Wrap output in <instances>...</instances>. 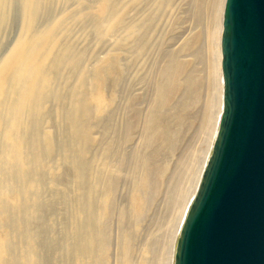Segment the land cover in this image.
<instances>
[{
	"label": "bare ground",
	"instance_id": "obj_1",
	"mask_svg": "<svg viewBox=\"0 0 264 264\" xmlns=\"http://www.w3.org/2000/svg\"><path fill=\"white\" fill-rule=\"evenodd\" d=\"M14 1L0 0V38ZM68 1L18 0L20 32L0 55V264H49L51 253L60 254L63 264H174L177 239L223 111L220 43L225 0H213L208 36L215 49L205 118L210 134L200 165H191L193 187L168 204L177 212L170 242L166 239L168 252L166 246L154 249L159 239L154 236L137 243L136 233L165 184L170 157L187 129L188 108L195 105L197 81L178 58V52L193 48L191 38L179 50L164 51L160 69H143L147 51L155 46L158 14L174 0H89L91 7L85 4L78 11L54 15L58 4ZM77 23L100 44L123 29L118 44L129 53L131 68L122 69L119 57L107 55L85 70L94 50L78 51L67 42L70 26ZM138 85L145 93L135 89ZM59 157L70 164L60 180L63 185L72 180L76 193L71 197L63 191L58 204L47 205L44 195L56 175L48 164ZM126 172L133 176L132 191L127 188L131 192L125 203L115 204ZM172 177L167 178L169 187ZM57 205L73 213L61 237L51 241L47 222L59 215ZM138 249L143 257L136 255Z\"/></svg>",
	"mask_w": 264,
	"mask_h": 264
},
{
	"label": "water",
	"instance_id": "obj_2",
	"mask_svg": "<svg viewBox=\"0 0 264 264\" xmlns=\"http://www.w3.org/2000/svg\"><path fill=\"white\" fill-rule=\"evenodd\" d=\"M220 48L223 111L174 264H264V0H225Z\"/></svg>",
	"mask_w": 264,
	"mask_h": 264
},
{
	"label": "rangeland",
	"instance_id": "obj_3",
	"mask_svg": "<svg viewBox=\"0 0 264 264\" xmlns=\"http://www.w3.org/2000/svg\"><path fill=\"white\" fill-rule=\"evenodd\" d=\"M85 4L86 6L91 7L89 0H86V1L85 0H69L68 2L64 4L60 2V4H58L56 13H54V15L57 16V14L59 15L60 13H68L70 11L73 12L74 10L78 11L79 7L85 6ZM18 5H19L18 0H15L14 5L11 9L12 13L10 12V20H9L10 23L6 27V30H4V32L1 35V38H0V55L1 56L5 52H7L6 50L11 46V44L15 41V39L19 35L20 13L19 11H17L19 10ZM212 5H213V0H174V2L170 5L171 7H169V9L162 11L163 13L161 14L159 13L160 16L158 14L159 18L157 19V22L155 23L156 26L154 25L155 26L153 29L154 31L152 30L153 31L152 35L153 37L155 36V40H156L154 44L155 46L151 45L152 49L150 48V50L147 51L148 53L150 52L149 54L146 52L147 54L145 55L144 57L145 60L143 61V65H145L143 69H158L159 67H162L163 62H160V61H163V59L161 58H162V54L164 51L168 52L171 50L172 51L179 50V47L185 41H187V39L191 38V41H192L191 44L193 45V48L188 49L185 52L183 51L178 52V58L181 63H184V69H186V71L189 72V74L197 81V84L199 87L197 89L198 92L194 93L195 105L193 107L188 108L189 119L187 123V129L182 131L183 133L181 134L182 136L177 141L175 152L172 155V157H170L171 158L170 159V171H168L165 175L166 177L165 184L159 190L160 194L159 193L157 194L158 197H155V199L153 200L152 202L153 205L151 204L150 211H148V215L146 219H144L143 222L138 226L137 229H139L138 231L139 233H136L137 236L134 235L137 237V243H139L140 241H142L141 243H143V240L145 241L146 239L151 241V239L153 238L154 239L159 238L157 239L158 240L157 243L154 245V249L157 251H162L166 246V251L168 252L167 247H169V244L167 242L168 241L170 242V238L172 237L171 232L173 233V230H174L173 226L175 224V219L177 216V212H173L170 208L171 206L170 205L168 206V204H171V202L175 200L176 197L185 195V193L191 190L190 187H193V180L195 178V174H194L192 167L194 164L196 166L200 165L206 145H207L206 144L208 140L207 138H209V134H210V127L208 125V122L206 121L208 117V111L206 109H208V104H209L208 102H210L212 98V87L210 85L209 77H210L211 59L215 51L213 44H212V39L208 37L209 31L213 30ZM59 8L61 9V11ZM87 33H88V29H86V27L83 26L81 23H79V25L77 23V24H73L70 26L69 36L67 37V42L68 43L70 42L69 44L74 46L78 51L85 52L86 50L87 51L94 50V52H92L93 57H90L87 59V60L90 59L92 61L90 62V61L85 60L87 62L86 64L84 62L87 68L85 70H90L91 65L93 64L92 66H94L95 61L97 59L103 58L107 55L119 57L120 59L119 64L120 66L122 65L121 66L122 69H128V67L129 69L131 68L132 66L130 64L131 57L130 59L128 58L129 53L125 51L126 50L125 46L123 47V45L118 44L119 43L118 41L122 39L124 35L123 29L116 31L115 34H112L108 38V40L107 39L103 40L101 44L99 43L98 40L93 39L94 41L93 42L92 39H90L91 37ZM77 47H79V49ZM84 47L86 50L84 49ZM126 58L129 60H127ZM127 61H129L130 63L129 62L127 63ZM88 64H90V66H88ZM104 79L107 84L109 82L107 80V77H104ZM139 88H140L139 92L141 93L146 91L143 87H141V85L140 86L138 85L137 87H135L136 90H138ZM107 93H108V89H107ZM143 106H145V104H143ZM53 122H54L53 126H51L52 124L48 125L51 130L55 129L54 127H55L56 122L55 120H53ZM205 136H206V139H205ZM202 148L204 149L201 150ZM127 150L128 149L126 148V152ZM128 151L129 153H131L130 152L131 150H128ZM59 158H56V160L54 161L53 160L50 161L48 164V167L50 166L49 168L51 169L53 168L52 171L56 175L54 176V179H52V177L49 179H46V182H51V179L53 182L52 189L45 192V195H44V199L47 205L50 203L52 204V202L55 204H58L59 202L57 199L61 198L62 195L60 193L63 191L64 192L66 191L65 194L71 197L72 195L74 196L76 193V188H75L76 186L72 180L69 179V182L65 185H63L60 180L61 173L64 172L65 169L70 168V164H69V159L61 158V157ZM191 162L192 164H189ZM193 162L195 163L193 164ZM191 171H193V173ZM169 175L173 176L170 187L166 184L167 178L169 179ZM132 177L133 176L131 175V172H128L126 174V178L123 179L122 182H120L118 190H117L119 192L116 193L117 200L115 197L114 203L118 202V204H121L123 203V201L125 203L126 197L132 191V187H130L133 181L131 180ZM54 182H57V183H54ZM72 182L74 185L72 184ZM123 182L125 183L122 184ZM173 186H174V189H173ZM127 188L128 189L131 188V191H129ZM124 192H125V195H124ZM56 195H58V197H56ZM57 206L60 210L59 215L56 217L54 215L47 222V224L50 227L48 238L51 241L54 240L55 238L61 237L62 232H63L62 227L63 225H65L66 222L67 224H69V221H70L69 217L73 213L71 209H66L65 211V209L63 210L61 209L62 208L61 205H57ZM170 224L172 225L170 226ZM116 233L117 232H115L114 235ZM168 233H170L171 235ZM166 239H168V241ZM112 249L115 250L113 251V255H112L113 261H114L117 258V253H116L117 247H114ZM138 250L136 252V255L139 257L140 256L143 257L144 253L142 252V250H139V251ZM49 264H63L60 254L51 253L49 257Z\"/></svg>",
	"mask_w": 264,
	"mask_h": 264
},
{
	"label": "snow or ice",
	"instance_id": "obj_4",
	"mask_svg": "<svg viewBox=\"0 0 264 264\" xmlns=\"http://www.w3.org/2000/svg\"><path fill=\"white\" fill-rule=\"evenodd\" d=\"M226 140H227V135H226ZM200 215L201 214H196L193 216V219H192V222H191V233L194 234L198 225H199V222H200Z\"/></svg>",
	"mask_w": 264,
	"mask_h": 264
}]
</instances>
